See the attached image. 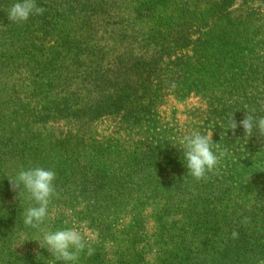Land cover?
I'll return each instance as SVG.
<instances>
[{"label": "trees", "instance_id": "1", "mask_svg": "<svg viewBox=\"0 0 264 264\" xmlns=\"http://www.w3.org/2000/svg\"><path fill=\"white\" fill-rule=\"evenodd\" d=\"M15 2L0 0V264H62L30 241L76 221L94 254L71 264L264 260V138L239 125L264 116V0H36L22 23ZM191 97L182 123L167 115ZM106 119L117 131L98 140ZM193 130L226 150L199 181L179 150ZM37 166L56 178L34 229L8 174Z\"/></svg>", "mask_w": 264, "mask_h": 264}, {"label": "clouds", "instance_id": "2", "mask_svg": "<svg viewBox=\"0 0 264 264\" xmlns=\"http://www.w3.org/2000/svg\"><path fill=\"white\" fill-rule=\"evenodd\" d=\"M44 11L36 4V0H16L7 10V16L10 22L22 23L32 15H42ZM239 125L242 126L247 139L254 132L258 133V138H264V116L256 117L245 112ZM237 127L232 115L228 129H231L235 135ZM179 144V150L182 151L186 161L187 173L197 181L206 179L207 174L216 168L219 160L226 154V150L214 151V147L219 149V143L214 144L212 134H204L200 131L193 130L182 136ZM55 178L56 174L53 170L39 166L26 170L21 169L15 178H8L11 190L18 193V198L24 191H27L29 198L34 201V204L23 213L25 226L39 229L44 222L48 215L51 198L55 194ZM248 222L249 218L247 217L242 221L245 224ZM238 236L239 233L233 230L231 238L237 239ZM35 241L40 248H45L56 262H62V264H71L78 260L79 254L85 250H87L88 256L94 254V249L75 228H63L55 231L42 230L41 238ZM259 264H264V260H260Z\"/></svg>", "mask_w": 264, "mask_h": 264}, {"label": "rangeland", "instance_id": "3", "mask_svg": "<svg viewBox=\"0 0 264 264\" xmlns=\"http://www.w3.org/2000/svg\"><path fill=\"white\" fill-rule=\"evenodd\" d=\"M259 0H249L248 3H246V6H254V5H258ZM243 0H236V4H235V8L240 7L242 4ZM245 5H243L242 7H245ZM240 7V8H242ZM198 100L195 97H191L190 99H188L185 103H177L175 101H172V99H168L167 103L165 104V110H167V115L170 114V108L174 107L175 110L177 111V116H178V120H180V122L182 123L184 121V112L191 110L193 106H197L198 105ZM185 120H187L185 118ZM117 125L118 122L117 120L114 119H106V120H102L99 123H97L96 128H95V132L99 135L98 136V140H103L107 137L112 136L113 134L116 133L117 131ZM5 166V165H4ZM3 166V167H4ZM22 169V168H21ZM26 170V168H25ZM18 174V173H17ZM14 171L13 175L8 174L9 178H15L17 175ZM10 184V181L8 182ZM13 195V199H18V193L17 192H12ZM21 197V195H20ZM19 197V198H20ZM58 210V207H52L51 208V213L54 214L55 211ZM89 222L85 221V222H75V224L73 225V228H77L78 230L80 229V227L83 229L82 230V235L84 236V238L86 239L87 243H91L93 242V240H95V236L92 235L91 230L89 228ZM118 229H122V226L119 225ZM39 237L36 239L38 240ZM31 243H35L33 245H36L37 242L34 240V242L30 241ZM39 246V244H38Z\"/></svg>", "mask_w": 264, "mask_h": 264}]
</instances>
